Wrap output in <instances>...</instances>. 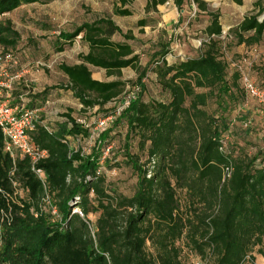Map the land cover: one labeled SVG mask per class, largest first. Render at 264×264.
Here are the masks:
<instances>
[{
    "label": "trees",
    "instance_id": "1",
    "mask_svg": "<svg viewBox=\"0 0 264 264\" xmlns=\"http://www.w3.org/2000/svg\"><path fill=\"white\" fill-rule=\"evenodd\" d=\"M52 1L0 0V49L12 51L20 38L11 22L2 19L5 14ZM134 1L117 0L114 15L130 16L127 6ZM192 1L209 17L206 39L196 57L173 63L165 59L163 46L141 67L127 43L134 40L132 33H122L107 17L59 32L56 53L78 37L88 50L78 55L77 64L58 65L67 81L48 88L70 91L82 112L97 108L103 111L99 119H112L87 154L71 146V141L90 137L84 123L67 111L60 115L63 120L47 125L39 113L29 136L47 156L34 165L5 151L0 130V264H182L177 246L182 238L200 264H254L255 249L264 257V145L248 156L229 142L236 132V117L228 114L231 103L240 111L249 99L240 71L228 77L219 13L209 11L202 0ZM169 2L182 4L146 0L144 12H156ZM260 3L228 30L233 46L249 49L264 41ZM148 24L147 18L136 22L138 28ZM115 34L125 42L114 41ZM90 66L116 79L94 80ZM125 68L137 74L131 86L134 98L126 107H109L123 97L127 82L120 73ZM148 72L155 76L160 96L144 100ZM240 122L246 131L251 128L250 118ZM120 126L123 143L114 156L121 155V161H101ZM121 165L136 179L131 195L110 187L101 171ZM90 214H97L93 227Z\"/></svg>",
    "mask_w": 264,
    "mask_h": 264
},
{
    "label": "rangeland",
    "instance_id": "2",
    "mask_svg": "<svg viewBox=\"0 0 264 264\" xmlns=\"http://www.w3.org/2000/svg\"><path fill=\"white\" fill-rule=\"evenodd\" d=\"M202 1L206 3L209 11L218 12L220 15L219 22L223 29L221 52L228 66V77L234 71L239 70L241 76H246L250 83L264 91V41L248 49L244 46H233L232 38L227 36L230 28L236 26L245 15L255 11V3L260 1V7L264 8V0ZM145 3L146 0H135L129 4L127 7L131 11V15L127 17L114 15V6L119 5L117 0H54L44 4L22 5L13 12L5 14L2 19L11 22L20 38L17 46L12 51L10 50L16 64L8 71V75L17 76V78L7 79L6 83L9 81L10 83L8 88H3L4 98L10 105H18L19 97H21L27 108L42 111L47 125H54L57 120H63L60 119V115L68 111L73 118L84 123L91 132L89 138L77 142L71 141V146L74 149L80 148L84 153H90L94 139L100 132L97 121L100 120L103 111L99 112L95 108L82 112L79 101L73 97L70 91L48 88L58 84L64 85L67 80L58 70V65L77 64L78 55L85 54L88 48L78 37L62 52L56 53L55 45L58 34L60 31L71 32L84 22L89 23L97 18L107 17L119 27L122 33H132L134 40H129L127 43L138 55L141 67H144L151 55L163 46L167 47L168 52L165 59L168 63L196 57L201 44L206 39L204 29L209 23L207 14L199 11L192 0H182L180 6L169 2L158 6L156 12L149 14L144 12ZM141 18H147L148 26L137 27L136 22ZM258 19L264 20V13ZM112 39L125 42L120 34H115ZM237 65L239 69L236 67ZM89 69L94 80L111 81L116 79V76L108 77L102 69L91 66ZM120 75V78L127 82L125 94L123 93L119 102L111 103L108 105L109 107L125 104L126 97L135 90L131 86L137 77L136 72L131 68H125L121 70ZM22 77L23 79H21ZM144 81L147 89L143 94V99L159 98L155 76L148 72ZM240 84L242 87L241 78ZM41 88L44 89L41 90ZM247 99H249L246 102L247 105H241L240 111H238V106L241 103L237 105V110L234 108L236 105L231 103L232 108L228 114L231 119L236 117V132L232 135L233 138L229 137V142L239 148V151L244 155L253 156L258 154L259 148L264 145V104L249 96ZM31 103L32 106H30ZM211 108H214V104H211ZM70 111L72 112L70 113ZM244 118L251 119V128L248 127V131L240 126V121ZM124 132L125 129L122 126L117 128V133L113 134L114 141L110 145L109 151L103 154L101 161L104 157H109L113 163L121 161V155L115 157L114 153L120 149L121 142L123 143ZM132 152L138 153V150L133 148ZM101 171L105 174L106 181L111 184L109 186L116 189L117 192L124 195L133 193L136 179L127 167L121 165L111 169L101 168ZM18 192L21 197L24 196L21 191ZM178 198L182 203L183 194L178 192ZM75 210L78 211V209ZM88 218L93 227L97 214H90ZM177 246L181 250L182 264L198 262L199 258L187 247L185 238L179 240ZM253 256L255 257L254 264H264V257L258 255L256 249Z\"/></svg>",
    "mask_w": 264,
    "mask_h": 264
},
{
    "label": "built area",
    "instance_id": "3",
    "mask_svg": "<svg viewBox=\"0 0 264 264\" xmlns=\"http://www.w3.org/2000/svg\"><path fill=\"white\" fill-rule=\"evenodd\" d=\"M16 64L15 58L11 51H3L0 49V130L5 140V151L13 158L27 157L34 165L38 160L47 156L46 152L39 150L31 141L29 131L34 129V125L40 119V111L37 109H28L24 105L10 106L8 100L4 98L3 92L6 88L5 79L12 80L15 77L8 75L9 69ZM238 68V65L236 66ZM239 69V68H238ZM241 83L246 96L256 99L259 103L264 104V91H261L257 86L250 83L246 76H241ZM135 91L128 95L125 99L126 107L131 99L134 98ZM112 118H107L97 121V127L103 129L107 122ZM245 123V126H247ZM108 151V149H107ZM105 154V153H104ZM35 174L40 175L41 171L34 169ZM226 176H229V171L226 169ZM55 214V210H52ZM80 216V211H74ZM195 264H200L199 262Z\"/></svg>",
    "mask_w": 264,
    "mask_h": 264
},
{
    "label": "crops",
    "instance_id": "4",
    "mask_svg": "<svg viewBox=\"0 0 264 264\" xmlns=\"http://www.w3.org/2000/svg\"><path fill=\"white\" fill-rule=\"evenodd\" d=\"M79 38H80V37H79ZM9 76H10V75H9ZM24 78H25V77H24ZM18 79H19V78H18ZM21 79H23V77H22ZM5 81L7 82L8 80L5 79ZM9 83H10V81H9L8 83L5 84L6 88L9 87ZM36 88H38V87H36ZM36 88H35V89H36ZM35 89H33V90H35ZM43 89H44V88H41V90H43ZM37 90H38V89H37ZM66 91H67V90H66ZM68 92H69V91H68ZM19 98H20V100H21L22 102H24V100H23L21 97H19ZM39 111H40V110H39ZM40 113L43 114L42 111H40Z\"/></svg>",
    "mask_w": 264,
    "mask_h": 264
}]
</instances>
